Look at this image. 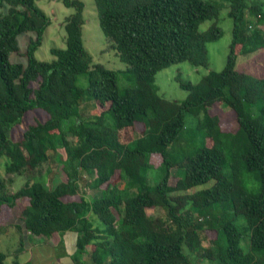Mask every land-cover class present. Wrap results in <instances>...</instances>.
Segmentation results:
<instances>
[{
	"label": "trees",
	"instance_id": "obj_1",
	"mask_svg": "<svg viewBox=\"0 0 264 264\" xmlns=\"http://www.w3.org/2000/svg\"><path fill=\"white\" fill-rule=\"evenodd\" d=\"M38 1L0 0V158L5 174L25 177L15 191L0 177V229H17V253L73 232L77 264L84 253L92 264H264V78L236 69L239 55L264 47L255 25L264 23V1L94 0L106 42L133 75L122 92L117 71L93 63L84 47L83 0H60L71 9L64 46L53 45L50 60L35 56L51 21ZM225 7L233 25L222 69L196 83L178 79L187 91L180 102L161 96L162 69L207 67V42L220 34ZM23 33L33 34L25 63L13 62ZM90 101L92 114L83 116L80 105ZM225 108L234 127L221 121ZM186 114L196 145L177 150ZM152 155L161 160L155 185ZM51 159L62 174L56 182L46 179L49 168L41 172ZM247 172L256 191L244 185ZM156 207L165 214L150 216ZM204 232L213 234L208 244ZM6 258L0 250V264H20Z\"/></svg>",
	"mask_w": 264,
	"mask_h": 264
},
{
	"label": "rangeland",
	"instance_id": "obj_2",
	"mask_svg": "<svg viewBox=\"0 0 264 264\" xmlns=\"http://www.w3.org/2000/svg\"><path fill=\"white\" fill-rule=\"evenodd\" d=\"M84 11L83 16L85 23L82 30V40L84 47L89 52L93 63H100L106 68L117 71V86L120 92L125 88L131 87L134 84L133 75L127 71V66L122 62L115 49L111 48L106 42V37L99 25L97 11L94 4V0H83ZM264 1V0H260ZM38 5L45 10L50 17V24L45 30L43 41L39 49L35 52V56L40 60H50L52 55L50 48L55 46H64V20L65 17L71 12L70 8L65 7L60 0H39ZM228 8H223L218 16V25L221 29L220 34L207 42V54H208V65L205 66H193L187 61L171 64L170 66L162 69L155 75V84L158 92L164 98L171 101H182L187 91L179 85L178 79L196 83L206 74L209 70L219 71L225 64L226 56L229 51V45L231 42V31L233 21L227 14ZM210 24V21H204L201 24L202 28H206ZM256 27L264 32V23H255ZM32 33H23L18 37L19 48L18 51L10 54V59L13 62L25 63L24 51L26 49L27 42ZM236 69L242 72H246L254 77L264 78V47H259L257 50L250 53L241 54L237 58ZM85 76H80L78 79V85H85ZM94 109V103L84 102L80 105V111L83 116H90ZM222 122L225 123L226 127H234V115L231 114L229 109H223ZM33 121L32 113L27 115V122ZM196 128L195 119L190 114H186V130L184 135L179 139L180 143L177 146V150L182 148H192L196 143L193 142L192 134ZM24 129V124L16 126L12 130V138H16L19 133ZM178 141V142H179ZM198 146V145H197ZM61 156L64 157L65 152L63 149H59ZM226 154L228 150L225 151ZM5 157L0 158V177L4 180V186L10 191H15L21 187L24 183L25 177L23 175H7L4 173L3 163ZM161 162L158 155L151 156V163H153L152 169L148 171V182L150 185H155L162 173L161 169L158 168ZM58 163L51 159L47 164H43L41 172L46 171V168L50 169V173L47 176V180L50 182H56L61 179V172L58 167ZM171 181L175 179L174 168L171 170ZM6 178H11V182H7ZM244 185L251 191L258 189V182L256 178L250 174L245 173L243 176ZM211 182L199 185L193 190H198L203 187L210 185ZM88 196L95 194L99 195V191L91 188H86ZM150 216L164 215L165 209L162 207H156L148 210ZM198 217V215H196ZM200 218V217H199ZM213 234L210 232L202 233L203 243L208 244L206 238H210ZM206 237V238H205ZM19 233L14 225H8L0 229V250L8 254L9 260L11 254L17 251L19 247ZM64 252V250H63ZM199 262V261H198ZM203 264V263H202ZM206 264V263H204Z\"/></svg>",
	"mask_w": 264,
	"mask_h": 264
},
{
	"label": "crops",
	"instance_id": "obj_3",
	"mask_svg": "<svg viewBox=\"0 0 264 264\" xmlns=\"http://www.w3.org/2000/svg\"><path fill=\"white\" fill-rule=\"evenodd\" d=\"M75 237L73 232H68L56 243H28L19 253L13 252L10 260L7 254L6 260L9 263L17 260L20 264H77L72 255L75 251ZM82 260L83 264H92L85 253Z\"/></svg>",
	"mask_w": 264,
	"mask_h": 264
}]
</instances>
